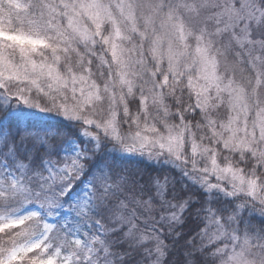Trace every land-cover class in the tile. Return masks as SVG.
<instances>
[{
    "label": "snow or ice",
    "instance_id": "obj_1",
    "mask_svg": "<svg viewBox=\"0 0 264 264\" xmlns=\"http://www.w3.org/2000/svg\"><path fill=\"white\" fill-rule=\"evenodd\" d=\"M0 264H264V0H0Z\"/></svg>",
    "mask_w": 264,
    "mask_h": 264
}]
</instances>
